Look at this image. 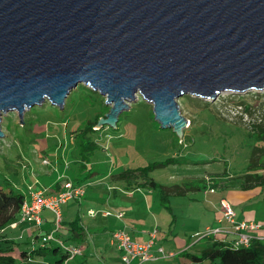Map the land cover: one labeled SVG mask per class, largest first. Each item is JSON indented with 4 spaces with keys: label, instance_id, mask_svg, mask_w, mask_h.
<instances>
[{
    "label": "water",
    "instance_id": "obj_1",
    "mask_svg": "<svg viewBox=\"0 0 264 264\" xmlns=\"http://www.w3.org/2000/svg\"><path fill=\"white\" fill-rule=\"evenodd\" d=\"M79 85L110 106L99 128L142 96L181 138L182 97L264 90V0H0V139Z\"/></svg>",
    "mask_w": 264,
    "mask_h": 264
},
{
    "label": "rangeland",
    "instance_id": "obj_2",
    "mask_svg": "<svg viewBox=\"0 0 264 264\" xmlns=\"http://www.w3.org/2000/svg\"><path fill=\"white\" fill-rule=\"evenodd\" d=\"M65 107V110H62L46 102L26 112L23 123L17 113L3 115L0 178L9 180L18 192L22 191L27 197L29 188L38 190L47 186V178L42 172L46 167H43L42 163L47 159L54 160L56 151L64 147L62 144L66 143L67 147L69 139L65 138L62 129H68V135H71L70 131L86 127L88 121L94 120L96 115H101L100 122L110 110L106 98L85 85H79L71 92ZM179 107L182 116L188 121V126L182 130L181 138L174 129H163L155 120L153 106L139 96L130 104L129 109L120 115L117 129H111L104 136L101 132L93 134L94 139H99V149L89 163V170L82 171L77 176L78 165L73 164L67 172L74 180L84 179L90 170L98 174L97 178H107L127 169L174 160L167 166L153 169L149 176L165 187L179 186L186 190L183 195L171 194L169 206L174 209L175 215L163 214L170 222L177 218L174 230L180 237L198 240L204 238L206 227L214 221L213 204L204 189L211 188L215 182L220 183V179L228 181L230 178H238L259 169L251 164L255 149L260 143L249 138L248 133L255 124L264 121V90L244 94L227 92L216 100L184 96L179 99ZM70 143L69 149L73 151V145L76 146L77 142L74 140ZM262 154L255 155L258 165L264 163ZM67 156L72 161L76 155L68 153ZM208 176L212 181L203 182ZM107 179L98 188L100 196L104 199L108 196L107 184H111V178ZM85 190L91 192V189ZM140 190L147 194L150 191L144 188ZM154 191L159 193V190ZM118 194L117 197H111L112 201L118 199L124 202L129 199L120 192ZM133 194H136L137 203L140 200L139 193L134 191ZM210 195L209 198L218 200L217 196ZM191 198L194 200L191 201ZM155 205L157 206V203ZM232 207L239 213L244 212L243 209L251 212L256 223L264 224V198H257L245 204H233ZM142 214L144 213L128 215L129 227L131 224L140 226L145 220ZM113 216L115 215L107 217ZM42 217L50 222L45 230L52 231L56 228L52 212L44 210ZM24 223H14L6 231L7 238L15 240L19 251L31 250L41 245V241L32 245L33 238L25 236ZM11 227L18 230L14 231ZM226 227L228 224L224 226ZM166 229L167 227L163 230ZM155 231L158 230L153 229V232ZM14 234L19 235L15 238ZM160 238L166 240L165 235L160 234ZM96 240H100V237L97 236ZM62 253L61 250L53 261Z\"/></svg>",
    "mask_w": 264,
    "mask_h": 264
},
{
    "label": "crops",
    "instance_id": "obj_3",
    "mask_svg": "<svg viewBox=\"0 0 264 264\" xmlns=\"http://www.w3.org/2000/svg\"><path fill=\"white\" fill-rule=\"evenodd\" d=\"M107 128L111 129V127ZM96 129L99 130L101 128L96 127ZM109 131L110 130L105 129L101 131V134L104 136ZM72 132L73 131H70L71 135H68V129H62V133L66 136L65 138L67 140L69 139L67 147L66 143L62 144L64 147L62 146L63 148L56 151L58 155L56 153L54 154V160L51 161L50 159H47L50 163L49 165L42 163V166L46 167L45 169H42V172L43 176L47 178V186H44V189L40 188L38 190L32 188L34 191H43L45 195H54L60 191H63V184L67 181H70L75 185L86 186L87 189H91V192L86 191L85 196L81 199L70 200L62 207V226H60V229L55 235L58 236L57 238L63 240L67 246L81 247L82 249V253L69 261L68 264H124L121 260V253L113 239V233L119 229L127 230L132 240L141 244L148 243L152 239L151 233H153V229H157L158 231L155 238V248L161 247L167 254L171 255L165 258H159L157 261L153 262L142 263L139 260H134L131 264H218L217 262L210 261L200 262L198 257L202 256L204 250L211 245V238L228 243L233 240V238L228 237L226 234H220L218 237H204L198 240L191 237H180L179 234H177L174 230L177 218L174 221L172 220L173 222H170L169 219L163 214L167 213L171 216H174V209L171 208L170 211L163 207L160 194L157 193L158 191L155 192L154 190H150L148 191L149 194H147L144 190H136L135 192L139 193L140 198V200L136 203V194H133L134 191H129L121 182L112 180L113 175H110L107 176V178H111V184H107L108 196L104 199L100 196L98 188L102 185V183H104V181H106V177L97 178L96 176H98V174L92 173L91 170L88 172L86 177H84V179L75 178L74 180L72 176H69L67 171L71 169L73 164L78 165L77 169L79 172L77 176H79L80 172L88 171L89 167H91L90 164L83 163L78 159L77 143L76 146L73 145V151H70V142H74L75 140ZM75 141L77 142V140ZM68 153H74L76 155L72 158V161L70 158H68ZM119 173H121V171ZM88 180L89 182H87ZM222 182L223 181L220 180V183L218 182V184H222ZM229 184L231 183L229 182ZM30 189L31 188L28 190V197L27 194L24 193L26 195V201H30ZM204 190L209 201L213 204L212 206L214 214V221L212 224L206 227V230L227 226L223 220V214L220 208V201L222 199H226L230 204L232 203L233 205L243 203L245 204L252 202L257 198H263V196H257L258 193H243L238 188H230L227 190L217 188L214 191L206 188ZM118 192L122 193L129 199L124 202H122V200L118 201V199L112 201L111 197L119 196ZM210 194L217 196L218 200L215 198H209L211 196ZM190 200L193 201L194 199L191 198ZM85 203L86 205H84ZM155 203H157V206ZM106 211L113 212L115 216L117 213H121L122 217L124 218L118 219L115 216H113V218H108L105 215ZM235 211L239 221H246L254 223L257 226L259 225V227L252 232V236L258 239H264L263 222L256 223L254 221V215L245 209H243L244 212L242 213L237 212L236 209ZM91 212H94L95 214L91 215ZM141 212L144 213L142 214L143 217H145L144 222H142L140 226L131 224L132 226L129 227L130 224L127 220L128 215L134 214L135 216L141 214ZM43 220L44 222L40 228L25 222L24 224L26 225L23 226L25 236L33 238V241L38 237L36 242H39L41 241L40 235L43 236L47 233L53 232L55 228H53L52 231L51 229L45 230V228L48 229V224L50 222L48 219L43 218ZM76 220H80L79 224L83 228L82 231L84 233V240L81 243L68 240L72 236L71 233H69V224ZM18 223H21V221ZM166 227L167 229L163 230ZM18 228H20V225ZM18 228L14 229L11 227V229L14 231L18 230ZM160 234L166 236L165 241L160 238ZM18 235L19 234H16L15 236L14 234V237L16 238ZM97 236L100 237V240H96ZM14 256L16 262L13 264H55L56 261H53L56 255L39 257L34 260H25L21 257V251H19L17 248Z\"/></svg>",
    "mask_w": 264,
    "mask_h": 264
},
{
    "label": "trees",
    "instance_id": "obj_4",
    "mask_svg": "<svg viewBox=\"0 0 264 264\" xmlns=\"http://www.w3.org/2000/svg\"><path fill=\"white\" fill-rule=\"evenodd\" d=\"M100 117L101 115H96L94 120L88 121L86 127L72 132L75 140L79 141H77V156L78 159L83 163H91L94 153L99 149V139H94L93 134L101 132L105 129H112L104 126L103 128L97 130L96 126L99 123ZM248 136L249 138H253L256 142L260 143V146L256 147L255 149L251 164V166H258L259 169H257L255 172L244 174L238 178H230V180L232 179L231 181L220 179L223 181L222 184L215 182L214 185L212 184L213 186H211L209 189L214 191L217 188L222 190L238 188L243 193H258L257 196H263L264 198V163L262 165H258L255 159V155L257 153L264 154V121L255 124L252 127V131L248 133ZM261 146H263V148ZM172 162H174V160H168L159 164L153 163L149 166L137 169H127L121 173L113 175L112 180L121 182L129 191H136L142 188L159 190L163 207L171 211L169 206L171 194L174 193L183 195L186 193V190L179 186H174L173 188L165 187L159 184L157 181L151 179L149 172L157 167L167 166ZM207 178L210 177L208 176ZM205 181L206 179H204L203 182ZM229 182L231 184H229ZM25 201L26 195L24 193L18 192L9 180H2L0 178V264H13L16 262L14 256V253L16 252V243L14 240L7 238L6 231L9 226L20 221L21 208ZM79 222L80 220H76L69 224V233H71L72 236L68 240H73L78 243L83 242L84 233ZM43 236L40 235L41 239ZM56 237L58 236L56 235ZM37 239L38 237L33 241L32 245ZM210 243L211 245L204 250L202 256L198 257L200 262L210 261L217 262L218 264H264V239L253 238L248 247L240 248H234L228 242L214 240L212 238ZM49 244L43 246L41 243L42 246L33 248L30 251L22 250L21 257L25 260H34L39 257H47L50 255L57 256L62 250L63 253L58 259H56L55 264H63L67 258L66 252L56 243L51 242Z\"/></svg>",
    "mask_w": 264,
    "mask_h": 264
},
{
    "label": "built area",
    "instance_id": "obj_5",
    "mask_svg": "<svg viewBox=\"0 0 264 264\" xmlns=\"http://www.w3.org/2000/svg\"><path fill=\"white\" fill-rule=\"evenodd\" d=\"M45 165H49V161L46 160ZM207 182H211L210 178H206ZM63 191H60L54 195H45L43 191H34L30 189V201H25L21 208L20 221L33 224L40 228L44 222L42 213L44 210H49L55 216L56 228L53 232L46 234L42 237V245L49 243H56L59 245L67 255L64 264H68L69 261L82 253L81 247L67 246L65 242L56 237L55 233L60 229L62 223V207L70 200L81 199L85 196V186L75 185L73 182L67 181L63 184ZM220 208L223 214V220L227 222L228 227H220L214 229H207L204 237H218L220 234H226L228 237H232L229 243L234 248L248 247L254 238L252 232L255 231L258 226L254 223L239 221L237 213L232 205L226 200L220 201ZM94 215V212L90 213ZM106 216L114 215L113 212L106 211ZM116 216L122 217L121 213H117ZM157 231L151 233L152 239L146 243H136L132 240L129 232L125 229H119L113 233V239L116 243L118 250L121 253V260L124 264H131L134 260L140 262H153L159 258H165L171 256L165 252L161 247L155 248V238Z\"/></svg>",
    "mask_w": 264,
    "mask_h": 264
},
{
    "label": "bare ground",
    "instance_id": "obj_6",
    "mask_svg": "<svg viewBox=\"0 0 264 264\" xmlns=\"http://www.w3.org/2000/svg\"><path fill=\"white\" fill-rule=\"evenodd\" d=\"M86 187V186H85ZM227 223V222H226Z\"/></svg>",
    "mask_w": 264,
    "mask_h": 264
}]
</instances>
